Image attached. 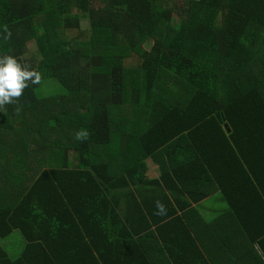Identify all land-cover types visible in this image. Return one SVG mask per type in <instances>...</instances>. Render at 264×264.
Instances as JSON below:
<instances>
[{"label": "trees", "instance_id": "16d2710c", "mask_svg": "<svg viewBox=\"0 0 264 264\" xmlns=\"http://www.w3.org/2000/svg\"><path fill=\"white\" fill-rule=\"evenodd\" d=\"M5 24L12 37L0 39V54L39 71L41 82L0 109V239L10 247L19 232L26 242L21 257L4 261L182 264L192 249L208 264L196 238L185 240L212 223L198 214L189 229L176 216L167 223L175 236H163L166 211L218 192L215 142L238 145L226 151L236 181L227 201L245 177L242 158L251 152L264 163V0H0ZM132 55L139 62L123 68ZM50 80L61 84L58 96L39 93ZM198 144L208 156L196 173L185 149ZM170 149L176 163L150 183L166 210L157 214L130 186ZM45 155L43 171L36 161ZM226 243L224 262L233 255Z\"/></svg>", "mask_w": 264, "mask_h": 264}, {"label": "crops", "instance_id": "0c3cea01", "mask_svg": "<svg viewBox=\"0 0 264 264\" xmlns=\"http://www.w3.org/2000/svg\"><path fill=\"white\" fill-rule=\"evenodd\" d=\"M231 132L232 131L230 130L228 133ZM251 137L258 139L255 134ZM247 141L251 140L248 138ZM260 143L259 150L264 151V143L261 138ZM237 146L238 145L235 144L234 140H229L223 147H221L219 142H215L209 146L215 154V156L212 157L213 161L210 160V162L213 163L211 169H216L217 171L215 172H217V177H220L218 180H216V177H213L211 182H213V185L217 188L218 192H215L200 203L191 202L186 208V211L180 210L179 206L173 201L171 205L172 214L170 215L169 209L166 211L169 216L164 222L167 231L163 230V236H175L172 227L169 226L171 222L168 225L167 223L176 216L187 217L185 221L189 229L194 227L196 222L199 221L198 214H200L201 217L203 216L206 220L205 223H212V225L202 223L197 226V228L195 227L191 230L189 237L185 240V243H187L191 237L196 238L198 245L205 254L208 264H213V259L217 258L221 259L220 264H264V203H261L264 198L257 193V190L260 191L262 185L259 178L262 177V179H264V163L262 160H259L257 155L251 152L242 158V167L246 169L245 177L240 184L238 192L234 195L232 200L227 201L225 191L228 192L229 190L230 180L233 181V183L236 181L233 180V175H230L229 177L228 170L231 166L225 167L224 162L226 160V151H230L231 153L235 152ZM199 147H201L200 144H198L197 147H193L192 150L185 149L187 162L194 163L195 166H197L196 173L198 169H202V162L199 157H204L206 154L203 152L202 148ZM173 152L174 149H170L162 151L159 154H154V166L152 165L150 169H147L144 172V174L139 175L140 180L136 181V184H131L130 189H133L135 195L136 192L139 194L138 197L136 196L139 200L145 203H154L155 205L157 204V201L160 202L159 195H155L150 191V183L151 181H158L162 172L166 173L171 170L172 164L176 163V155L171 154ZM167 153H170V157L167 156ZM220 155H225L224 161L220 160ZM40 166L43 171L50 170V166L48 165L43 164ZM140 169L139 166L133 167V170L136 171L137 175ZM220 170H223V172L219 173ZM124 207L125 205H122L121 209L123 212H127L123 209ZM225 212H227L228 217L220 221L221 219H218V217ZM139 221L142 222L141 214L139 216ZM219 221L221 223H219ZM217 224L218 226H216ZM225 227L228 228L230 235L232 236V238L228 240L227 234L222 232ZM14 241L15 242L12 243V246H15L17 243L16 239ZM226 241L228 250L233 251V255L229 261L227 259V261L224 262L223 257L220 255V244L225 243ZM25 246L22 249L21 254L17 257L11 255V251L8 248L0 247V264H8L4 261L5 255L11 259H18L21 257ZM188 246L190 245L188 244ZM237 252H243L244 255L236 257L238 254ZM255 252L259 255V258L253 257ZM190 253H192V249L185 252L186 256L181 259L182 264H204L202 261L198 260L196 256H191ZM209 257H211L212 260H210ZM93 263L94 261H86L85 263L81 262L80 264Z\"/></svg>", "mask_w": 264, "mask_h": 264}, {"label": "clouds", "instance_id": "9594fccd", "mask_svg": "<svg viewBox=\"0 0 264 264\" xmlns=\"http://www.w3.org/2000/svg\"><path fill=\"white\" fill-rule=\"evenodd\" d=\"M12 32L5 24L0 26V39L10 40ZM29 82L39 84L41 73L32 69L28 65L21 64L19 60L11 54H0V109L5 105L15 103L23 94V90L28 87ZM17 112L20 108L17 107ZM86 136V133L79 134ZM79 138V137H78ZM157 214H164V205L157 201Z\"/></svg>", "mask_w": 264, "mask_h": 264}, {"label": "rangeland", "instance_id": "374dc122", "mask_svg": "<svg viewBox=\"0 0 264 264\" xmlns=\"http://www.w3.org/2000/svg\"><path fill=\"white\" fill-rule=\"evenodd\" d=\"M174 1L169 2V5L173 4ZM71 34H74V31L71 32ZM87 37L82 36L81 39H85ZM33 45L34 43H30L29 44V48L28 49H33ZM153 43L152 42H146L144 44V47L149 50L150 48H152ZM125 62L123 63V68L126 67H131L136 65L139 62L138 58H135L134 55H132L131 57H128L124 60ZM58 87H62L61 84L57 81V80H50L44 84H42L40 87H38V91L40 94H45V95H50V96H58ZM28 153V152H27ZM30 155V153H28ZM46 156V155H45ZM40 160L36 161V164L39 165H48L50 162H48L47 160V156L45 158H38ZM16 235V245L15 246H10V247H6L11 251V255H15V257L19 256L21 254L22 249L24 248L26 242L25 239L23 238V236L18 232L15 233ZM4 241L0 239V245L2 247H4Z\"/></svg>", "mask_w": 264, "mask_h": 264}]
</instances>
